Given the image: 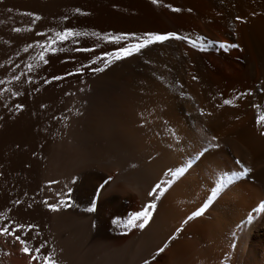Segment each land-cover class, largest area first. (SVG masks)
Here are the masks:
<instances>
[{"label":"bare ground","instance_id":"1","mask_svg":"<svg viewBox=\"0 0 264 264\" xmlns=\"http://www.w3.org/2000/svg\"><path fill=\"white\" fill-rule=\"evenodd\" d=\"M147 33L184 39L120 53ZM90 78L92 172L62 207L63 100ZM260 117L264 0H0V226L26 239L0 235V264H76L59 225L91 204L92 240L138 264H264Z\"/></svg>","mask_w":264,"mask_h":264},{"label":"rangeland","instance_id":"2","mask_svg":"<svg viewBox=\"0 0 264 264\" xmlns=\"http://www.w3.org/2000/svg\"><path fill=\"white\" fill-rule=\"evenodd\" d=\"M62 107V130L56 146V149L62 151L54 170L50 173L65 188L62 197L63 207L69 191L73 190L77 181L85 173L92 172V78L74 86L64 98ZM90 211L91 213L77 214L68 222L65 219L59 225L62 233L72 229L75 232L76 264H138L140 258L135 252L136 244L128 245V252L126 247L122 251L112 245L92 240V204ZM129 259L133 262H129Z\"/></svg>","mask_w":264,"mask_h":264},{"label":"snow or ice","instance_id":"3","mask_svg":"<svg viewBox=\"0 0 264 264\" xmlns=\"http://www.w3.org/2000/svg\"><path fill=\"white\" fill-rule=\"evenodd\" d=\"M151 2L153 4H156L157 0H151ZM8 11H11V9H8ZM172 11L178 12V11H180V9L173 8ZM36 19H39V17H36ZM237 19H239V17H237ZM71 34L72 33L66 31L62 35L59 33L57 35L59 36V38L61 40H63V39H66ZM170 38L176 39V40L184 39V38L176 35L175 33H167L164 35H156V34H152V33H147V34H145V39L142 43L135 45L133 48H122V49H120V53L123 55H129L132 51H139L140 48H143L146 44H151L153 42H163V41L168 40ZM189 43H191V42L189 41ZM192 46L195 47V44H192ZM221 47H225V45L222 44ZM228 47L235 48V47H237V45L231 44V45H228ZM117 58H119V57H117ZM41 59H43V55H41ZM97 71H99V69H97ZM192 78L194 80L196 79L195 76H193ZM53 79H58V77H53ZM229 103H230L229 100H224V104H229ZM16 107L20 108V107H22V105H16ZM260 120L264 121V117H260ZM261 135H264V132H262ZM239 163L240 162L237 161V164H239ZM249 171H250L249 169L245 168L243 172L239 173V175L243 176V175L247 174ZM173 175L175 176L176 174L174 173ZM234 175H235V173H234ZM157 189H159V186H157ZM157 189H153V191H150L148 193V195L149 196L154 195V192ZM261 203H262V205H264V202H261ZM49 207L51 208V210H56L54 206H49ZM147 207L148 208H154L155 205L150 203L149 205H147ZM205 207H207V204H205L204 207L200 208L198 211L193 212L191 214V216L189 217V219H191L192 217H195V216H199L204 211ZM149 215H150V213L148 211H141V212L135 213L136 219L142 221L141 223L138 224L139 228L142 229L145 227V224L148 222ZM129 223H132V221L130 220ZM27 227L29 229H31V228H33V225L29 224ZM24 230H25L24 225L18 226L15 230V233L11 229H9L5 226H0V235L12 236L21 245H26V239L20 235V232H23ZM21 251L24 252L25 254H29V255L31 254V249L27 246L22 247ZM35 252L40 254L41 248L36 247ZM32 259L33 260H41V261H43V264H55V261L52 260L48 255L40 254V255L33 256Z\"/></svg>","mask_w":264,"mask_h":264}]
</instances>
